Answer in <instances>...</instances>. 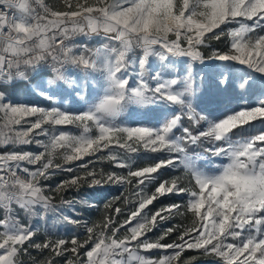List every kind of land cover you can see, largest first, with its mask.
I'll return each mask as SVG.
<instances>
[{
    "label": "snow or ice",
    "instance_id": "snow-or-ice-1",
    "mask_svg": "<svg viewBox=\"0 0 264 264\" xmlns=\"http://www.w3.org/2000/svg\"><path fill=\"white\" fill-rule=\"evenodd\" d=\"M209 63L214 74L200 72L194 86L193 66ZM212 86L255 100L210 120L193 98ZM21 87L45 106L21 101ZM81 101L86 110L64 107ZM133 114L152 119L128 123ZM256 121L264 124V0H0V264H196L182 259L187 250L211 264H264V130L248 132ZM32 144L42 151L25 150ZM104 161L113 170L94 166ZM77 170L54 189L42 184ZM107 185L135 190L123 222L107 216L83 240L34 239L32 217L79 226L76 205L93 206L56 205L46 191ZM162 197L178 199L153 211Z\"/></svg>",
    "mask_w": 264,
    "mask_h": 264
},
{
    "label": "trees",
    "instance_id": "trees-1",
    "mask_svg": "<svg viewBox=\"0 0 264 264\" xmlns=\"http://www.w3.org/2000/svg\"><path fill=\"white\" fill-rule=\"evenodd\" d=\"M224 42L223 39L221 41H212L211 45L213 47H218L220 44ZM222 45V44H221ZM95 46V43L92 45V48ZM219 48V47H218ZM20 88L16 91V96L19 97L20 100H28V96L20 95L19 94ZM215 91L212 92L211 96L208 97L210 101H207V98H204L201 100V104H196L198 109H203L204 111H207L208 113H212V110H215V108L227 104L231 105L229 107H225L222 110V113L219 115L224 116L226 112L229 111L230 108H242L244 104H248L249 106L251 103L255 100L254 96H250L247 101L242 100L238 96L234 95L233 90H231V94L227 97L223 96H215ZM236 98V99H234ZM41 105H44L45 102L42 100H38V102ZM149 116H144V119H149ZM264 130V124H261L259 121L253 122V126L248 129L249 133H255L257 131ZM201 149L197 148L196 151H199ZM88 158H86L87 160ZM94 166L97 169L103 168L106 171L113 170L111 165L107 162H95ZM116 171L126 172V169H115ZM83 170H77L74 171V173H67V172H57L54 176H52L50 179L46 181H42V184L44 186L50 187L51 189H54L57 184H59L61 181L69 179L71 175L74 174H82ZM170 174L172 175H182L183 171H173L170 170ZM134 188L132 185H107L103 187L102 189H96L93 191H90L87 186H84L80 189L79 194L76 193L75 190H68L62 194L55 193L54 191H46V194L53 197V203L60 205L61 198L65 200H70L73 198L78 199H87L90 201V203L93 205L91 207L77 204V213L74 215V219H78L80 221L79 226L75 225H69L65 224L59 220H57L56 216L52 213H49L45 219L38 220L37 218H34L35 221H32L33 225L39 228V231L34 237V239L37 240V242H43L47 238L51 239H57V238H64L66 240H70L73 236H76L78 239L83 240L86 238V226L91 227L94 224L101 223L105 217L112 216L113 219L116 222H123L125 219H127V215L130 210H134V206L136 201L138 200V197L134 194ZM177 197H162L159 201L154 202V205L151 206L153 208V211L155 209H159L163 206H166L170 203H173L177 200ZM106 205H111V207H106ZM115 208L122 209V214L117 215L115 213ZM24 223H28V218L23 220ZM181 218H177L176 220L172 221V223H180ZM184 223H190V219L183 220ZM169 226L168 224H165L160 229L156 230L153 233H150L149 235L151 237L158 236L162 231L164 227ZM123 233H121L122 235ZM176 238L175 234H173L170 238H168L165 242L171 243ZM33 255L37 256L38 259H43V256H40L33 250ZM45 255H48L47 252H45ZM190 255H197V263L198 264H211V261L207 257H200L198 253L194 250H187L185 253L182 254V259L185 260V257ZM27 259V258H25ZM57 264H63V260L60 257L56 258Z\"/></svg>",
    "mask_w": 264,
    "mask_h": 264
},
{
    "label": "rangeland",
    "instance_id": "rangeland-1",
    "mask_svg": "<svg viewBox=\"0 0 264 264\" xmlns=\"http://www.w3.org/2000/svg\"><path fill=\"white\" fill-rule=\"evenodd\" d=\"M46 1L49 2V3H51V5L54 6V7H60L61 6V0H46ZM75 42L76 43H81V42L87 43L90 48H92V45L94 43H95V46L94 47H99L101 43H106V41H99L98 39H94L92 41H86V40H84L83 37H76L75 38ZM221 44H220V46H218L219 48H223L224 47V42H222ZM154 67H157L158 68V62H157V64L154 65ZM183 67L184 66L181 65L179 63V61H178L177 62V65H176L177 71H182L183 70ZM215 67L216 66L213 65V64H211V63L203 66L202 68L198 64L197 65H194L193 66V73H194V78H195L194 79V86L199 84L198 75H199L200 72L207 73L208 76L211 77L214 74ZM214 91H215L214 95L215 96H219V97L220 96L227 97V96H229V94H231V89H229L227 92L219 93L217 91V89H215L214 86L207 88V90H205L203 88H198L197 93H196V96L193 98V104H194V106H196V104H199L200 105L201 104V100H203L204 98H207L206 100L207 101H210L208 97H212L211 94ZM237 91H240V90H237ZM233 93H234V95H236V96H238L240 98V96L237 95L236 92L233 91ZM19 94L20 95H24L25 94L26 96H28V100H25L24 99V100H21V101H30V102L36 103V102H38V100H41L38 97H34L31 92H29L26 88H23V87L20 88ZM98 94H99V90H97V95ZM249 97H250V95L245 94L243 96V98H241V99L247 101ZM95 98L96 97H93L90 100V102H95ZM234 99H236V98H234ZM40 106H45V104L44 105H41L40 104ZM229 106H231V105H227V104L225 105V104H223V105L215 108V110H212V113H208L207 111H205V113L209 116V119L212 120V119H217V118H223L225 115H227V114H229V113H231L233 111H238V110L241 109V108H238V109L230 108L229 111L224 114V116H220L219 117V115L223 111L222 109L225 108V107H229ZM248 106H249L248 104L247 105L244 104V106L242 108L248 107ZM64 107H65L66 110H71V111H77V112H79V111L86 110L87 105L84 104L83 101H81V104L80 105H75V106H72L70 104V102H66L65 105H64ZM198 110H200V109H198ZM129 111H131V110H129ZM141 111H142V109H141ZM126 115H127V113H126ZM147 118L144 119V116H141L139 114H133L132 116H130L128 118V121L127 122L128 123H148L152 119V116H149V119H147ZM65 130L70 131V132H72L73 134H76V135H78L79 134V131H80L79 129H76L74 126H65ZM24 147H25V150H28V151H33V152L42 151V149L37 148V146L35 144L28 145V146H24ZM198 152H202V149L199 150ZM221 160H222V158H217L216 161H215V164H217V165L220 164L221 163ZM57 162H60L58 158H57ZM223 162H226V161H223ZM72 166L74 167V165H72ZM200 166H201V168L204 171L209 172V173H211L214 170V168L212 166H205V162L204 161H201L200 162ZM34 218H37L38 220L41 219L39 217H32L31 218V222L32 221H35ZM21 219H22V223H24L23 220L24 219H27V217H24V215L21 213ZM192 256H197V255L187 256V257H185V260L188 259L189 257H192ZM196 264H198L197 261H196Z\"/></svg>",
    "mask_w": 264,
    "mask_h": 264
},
{
    "label": "built area",
    "instance_id": "built-area-1",
    "mask_svg": "<svg viewBox=\"0 0 264 264\" xmlns=\"http://www.w3.org/2000/svg\"><path fill=\"white\" fill-rule=\"evenodd\" d=\"M46 3H48L49 5H51V3L47 2V1H46ZM51 6H52V5H51Z\"/></svg>",
    "mask_w": 264,
    "mask_h": 264
}]
</instances>
